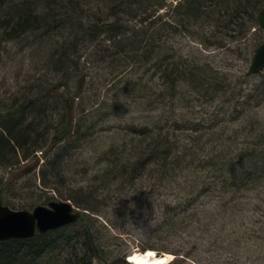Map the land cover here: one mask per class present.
<instances>
[{"label": "trees", "instance_id": "16d2710c", "mask_svg": "<svg viewBox=\"0 0 264 264\" xmlns=\"http://www.w3.org/2000/svg\"><path fill=\"white\" fill-rule=\"evenodd\" d=\"M215 2L183 0L169 17L161 13L168 0H0V50L8 44L21 54L17 79L11 86L5 79L0 97V164L20 166L40 152L41 187L94 214L103 195L121 197L127 187L154 180L188 203L174 213L180 223L167 218L152 233L205 235L209 250L229 254L232 264L244 251L258 260L264 135L254 148L241 146L240 130L227 122L229 100L222 101L230 90L226 73L197 57L183 60L175 47L213 9L223 11L224 1ZM263 7L264 0H235L225 13L234 11L246 24ZM237 91L230 99L241 96ZM220 99L217 131L208 107ZM240 104L241 97L235 108ZM91 148L97 155L83 158ZM94 160L97 174L87 172L81 182L74 171L79 163L90 169ZM87 218L80 213L71 225L0 242V264H92L98 238Z\"/></svg>", "mask_w": 264, "mask_h": 264}, {"label": "rangeland", "instance_id": "374dc122", "mask_svg": "<svg viewBox=\"0 0 264 264\" xmlns=\"http://www.w3.org/2000/svg\"><path fill=\"white\" fill-rule=\"evenodd\" d=\"M168 1V7L166 10H161V13L166 11L171 17L174 6L183 0ZM223 1V11H220L219 8L213 9L209 16L205 17L207 23L202 28L195 27L191 33L187 34L190 38L186 35V39L176 44L170 43V46L175 44L183 60L188 58L187 61L191 63V59L197 57V62L200 65H207L209 70L212 69L215 73H226L230 82V90L225 97L226 100L222 101L229 100L225 106L230 105L231 107V110L227 112V122L232 131L240 130L238 143L251 149L259 142L256 137L259 134L264 135V70L259 74L250 72L254 52L261 43H264V29L260 28L259 21L255 18L259 11L251 22L245 24V18L233 17L234 11L228 12L229 17L226 16V4H234L235 0ZM214 3H216L215 0ZM216 20L220 21L217 23ZM194 38L199 40H193ZM221 42H224L226 47L220 48ZM18 51L17 46L8 44L1 46L0 97L5 96L7 90L6 85L3 86L5 79L8 84H12L11 81L17 79L16 75L21 69V65L18 64V56L21 54H17ZM13 52H15L14 55ZM10 56L16 59L15 64H11L10 60L13 59ZM237 89L238 93L241 92L240 97L243 104H240L236 109V100L240 97L230 98L233 96L234 90ZM222 101L221 99L217 100L208 107L210 112H214L217 116L214 123L217 131H220L222 127L221 120L224 115L221 112ZM199 103L195 105L199 106ZM196 109L204 112L203 108L197 107ZM236 116L238 117L235 118ZM40 154V152L37 153L36 158L29 162H22L20 166L17 165L13 168H5V165L0 164V205H8L13 209L22 210L33 209L41 204L47 205L54 200H65L57 197L56 192L41 187L38 177H40V165L45 159H41L42 155ZM89 154L97 155L91 148V151L89 149L83 151L81 156L86 159ZM37 160H39L38 166ZM79 164V171H74V175L81 182H86L87 172L90 174L89 176L94 177L100 167L96 160L90 169ZM148 180L144 179L137 186H133L134 188L130 191L127 187L121 197L113 194L107 195V197L103 195L98 201L99 212L96 214L78 208L72 203L76 209L80 210V213L88 215L86 225L93 228L98 238L96 243L98 252L92 264H126L125 262L132 264L128 262L127 256L135 251L144 252L147 250L155 251L158 256L172 255L173 260L169 264H192L193 261L186 257L188 254L205 264H232L229 254L225 252L220 254L209 250V237L205 235L190 234L188 231L171 237L161 232L152 233V230L157 226L160 227L167 218L172 220L171 222L180 223L181 219H178V215L174 213L183 212V203L186 205L188 202L179 198L175 189L160 188L154 184V180ZM58 181L59 189L65 193L63 180L58 179ZM8 186H10L9 189ZM179 202L182 203L181 206H179ZM175 208L177 209L175 210ZM175 216L176 218H174ZM262 218L264 221V217ZM196 244L197 247H195ZM240 256H242L240 264H264V250L258 257L259 261L253 259V256L245 251L241 252Z\"/></svg>", "mask_w": 264, "mask_h": 264}, {"label": "water", "instance_id": "95a60500", "mask_svg": "<svg viewBox=\"0 0 264 264\" xmlns=\"http://www.w3.org/2000/svg\"><path fill=\"white\" fill-rule=\"evenodd\" d=\"M258 21L264 29V7L259 11ZM264 70V43L254 52L250 66L252 74ZM80 213L70 201H51L48 205H37L32 210H15L0 205V242L13 239H28L66 225L76 223Z\"/></svg>", "mask_w": 264, "mask_h": 264}, {"label": "bare ground", "instance_id": "6f19581e", "mask_svg": "<svg viewBox=\"0 0 264 264\" xmlns=\"http://www.w3.org/2000/svg\"><path fill=\"white\" fill-rule=\"evenodd\" d=\"M173 256L165 254L158 256L155 251L148 250L144 253L135 251L128 257V262L132 264H169Z\"/></svg>", "mask_w": 264, "mask_h": 264}]
</instances>
